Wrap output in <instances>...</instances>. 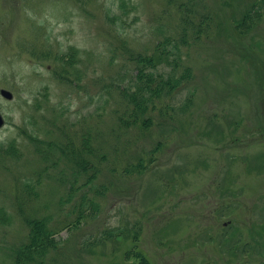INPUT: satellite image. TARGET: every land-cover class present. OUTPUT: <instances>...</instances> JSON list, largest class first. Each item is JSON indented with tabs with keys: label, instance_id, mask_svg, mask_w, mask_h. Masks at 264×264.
Listing matches in <instances>:
<instances>
[{
	"label": "rangeland",
	"instance_id": "1",
	"mask_svg": "<svg viewBox=\"0 0 264 264\" xmlns=\"http://www.w3.org/2000/svg\"><path fill=\"white\" fill-rule=\"evenodd\" d=\"M2 88L0 264H264L263 0H0Z\"/></svg>",
	"mask_w": 264,
	"mask_h": 264
},
{
	"label": "trees",
	"instance_id": "2",
	"mask_svg": "<svg viewBox=\"0 0 264 264\" xmlns=\"http://www.w3.org/2000/svg\"><path fill=\"white\" fill-rule=\"evenodd\" d=\"M168 41H170L169 36L166 37V40H164V43L168 42ZM153 58H154V56L152 54H146V55H143L142 57L139 58L140 66L138 68V79H135L136 81L134 82L133 86H132V82L129 85H126V84L123 85L121 83H114L116 85H120V88L117 89V92H119L121 94V98L123 101L126 102L125 105L127 106L124 109V112L119 114L116 117L119 125H123V127H120V129H122L125 132L129 129H131V130H137L138 129V120H139L138 119V111H139L138 110V96L140 93L148 92V91H151L155 88L157 89V91H159L161 89L160 86H163L164 84L171 86L172 90H173V89H176L179 85L183 84V82H184L183 80L187 79L186 76H188V75L192 76L191 72L189 71L190 68L183 69V71H181L179 73V75H176L173 72L168 73L167 75H164V73L162 71L155 73L156 72L155 67H157V63L154 61ZM173 71H175V70H173ZM144 74H146V76L143 77ZM156 76L160 78V81L154 80V77H156ZM152 84H153V86H155V85L156 86L153 87ZM151 86H152V88H151ZM109 92H112V91H109ZM126 99H128L129 102L135 101L136 106L132 104L133 107H130L128 105L129 102H127ZM139 106H142L141 103L139 104ZM147 110L148 109H146V111ZM143 111L144 110H142V112ZM145 122L146 121H144V120H140L141 124H145ZM126 142H127V144L124 147V150L126 148H130L132 145H134L136 143V139L131 138ZM87 145H90V144H87ZM94 152L95 151H92V147L90 148V146H89L88 154L92 155ZM105 159H108V158H106V152H99L98 157L96 158V160H98V165L100 162L104 161ZM139 162H140V160L138 161V159H137L136 162H128V165L131 167H134V168H138ZM88 166L89 165L84 166V167H87V168H85L86 170L88 169ZM129 166H125L124 170L127 169ZM89 171L93 174V177H95L94 180H97V178L99 177V174L101 172L99 170L98 166H96L93 163V166L91 169H89ZM94 185H95V187L97 186V184H94ZM38 220H40V218H30L27 220L31 223V231H30L31 239L36 238L40 235L36 231L37 229H40L43 236H48L49 234H51L48 232V231H51L50 230L51 227L47 226V216L44 217V220L41 222H38ZM72 222L73 221L70 220L67 223H65L63 226L67 227V226L71 225ZM77 222H79V219H76L73 223L75 224ZM38 223H41V225H38ZM42 235H41V237H43ZM118 235H120V234H118ZM45 240H46V237L41 238L42 242H44ZM28 241H30V240H28ZM28 241L19 247L20 252H24L26 250V246H28L27 248H29V246L31 244H27ZM17 254H18V252H17ZM17 254L15 255V258L17 256ZM27 255H30L29 252L27 253ZM22 258L24 259V261L32 260V258L28 257V256H23Z\"/></svg>",
	"mask_w": 264,
	"mask_h": 264
},
{
	"label": "water",
	"instance_id": "3",
	"mask_svg": "<svg viewBox=\"0 0 264 264\" xmlns=\"http://www.w3.org/2000/svg\"><path fill=\"white\" fill-rule=\"evenodd\" d=\"M0 95L7 98V99L12 98V93L6 89H3V88L0 89ZM3 123H4V119L0 114V127L3 125Z\"/></svg>",
	"mask_w": 264,
	"mask_h": 264
}]
</instances>
